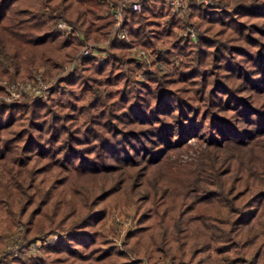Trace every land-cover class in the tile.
Listing matches in <instances>:
<instances>
[{
	"label": "trees",
	"instance_id": "trees-1",
	"mask_svg": "<svg viewBox=\"0 0 264 264\" xmlns=\"http://www.w3.org/2000/svg\"><path fill=\"white\" fill-rule=\"evenodd\" d=\"M213 1L184 11L197 17L185 37L163 0H142L125 10V41L110 37L119 0H0V79L74 63L48 99L0 102V230L22 226L26 246L70 220L42 257L0 251V264H135L100 249L96 230L101 205L131 180L144 189L127 235L139 252L170 264H264V0ZM99 40L105 56L78 55ZM134 46L155 56L128 55ZM205 136L198 169L167 170L169 151Z\"/></svg>",
	"mask_w": 264,
	"mask_h": 264
},
{
	"label": "rangeland",
	"instance_id": "rangeland-1",
	"mask_svg": "<svg viewBox=\"0 0 264 264\" xmlns=\"http://www.w3.org/2000/svg\"><path fill=\"white\" fill-rule=\"evenodd\" d=\"M230 3L228 6H232L236 3V0H229ZM214 5V1L212 0V4ZM111 12V10H109ZM170 13V11H169ZM171 14V13H170ZM111 15V13H110ZM176 17H180L177 15H173ZM113 18V17H112ZM183 18V25L179 28H174L173 32L178 36L182 35V33L187 28H192L194 31L195 22H197V17L190 16L185 14V16L180 17ZM113 27L110 31V37L112 34ZM65 33H67L65 31ZM80 35V32L78 31ZM88 42V41H87ZM86 43V42H85ZM93 46H97L98 49H95L93 52L97 55V58H102L104 53H101L99 49L105 45L103 41H97L95 43L88 42ZM85 46V44H84ZM82 46V48L84 47ZM96 47V48H97ZM81 48V49H82ZM78 51V53L81 51ZM128 55H134L138 58H143L144 61H148L151 56H155L153 52L148 48L144 49L141 47L134 46L131 49H128ZM143 50L144 55L139 54L138 51ZM71 64H64L59 70H53L50 63H43L38 65L35 68H32L29 75H24L16 80H7L0 79V87L2 88V92L0 93V102L5 101L8 103H18L25 104L31 103L35 100L43 99L47 95V91L41 96L34 98L32 92V88H25L24 84L36 83L34 81V76L38 75L42 78L43 82L46 84H50V87L56 84V80L65 74H62L65 67L70 66ZM150 66L147 64H142L139 69H135L133 76L135 80L138 82H143V75L140 74V69L148 70ZM69 72L68 70L66 71ZM140 82V83H141ZM49 87V88H50ZM243 96L248 98V93L244 91ZM15 95V97L13 96ZM264 97L261 98L263 100ZM48 98H45L46 100ZM124 109L123 104H120L116 111H121ZM204 139V138H203ZM208 137L205 136V139H196L189 138L187 143L182 148L174 149L169 151L167 159L171 165V167L167 168V170L171 171L174 175H177L179 171H184L185 174L190 172L191 170H196L200 166V162L202 161V156L204 154V149L207 148ZM235 150L230 149L225 151L227 156L236 157ZM242 154V153H241ZM239 154L238 158L241 160H246V155ZM261 176L264 178V171L261 173ZM101 176L96 178L100 179ZM52 179L48 180L46 184L52 183ZM137 181H127L125 184L121 185L120 191L116 193L115 197H110L108 200L104 201L105 216L103 220L97 225L96 230L102 236V243L99 244L100 249H106L108 247L114 248V250L120 251L126 255V258L129 262H133L135 264H170L168 258H164L162 255H155L154 258H149L147 253H141L137 249L134 244L136 237L129 238L127 235L129 232L134 230L137 226L135 215L137 211V201L144 193V189L142 186H138L136 184ZM136 184V185H135ZM41 185V183H40ZM69 198V197H68ZM70 221V220H69ZM68 221V222H69ZM58 225L54 230L47 232L44 234L43 232L38 233V236L35 237L31 242H29L26 246L20 245V240L22 238V226H14L10 228H4L0 230V234L2 235L3 243L0 247V251L5 253L8 258L13 257H21L23 259H27L28 257H42V247L54 243L59 239H62L66 233L67 223ZM139 238L137 239V241ZM141 240V238H140ZM136 241V242H137ZM213 259H217V255L214 254ZM259 261H264V249L259 257ZM218 264H223L220 260L217 259ZM204 264H211L206 262Z\"/></svg>",
	"mask_w": 264,
	"mask_h": 264
},
{
	"label": "built area",
	"instance_id": "built-area-1",
	"mask_svg": "<svg viewBox=\"0 0 264 264\" xmlns=\"http://www.w3.org/2000/svg\"><path fill=\"white\" fill-rule=\"evenodd\" d=\"M164 3L168 6V9L171 14L182 16L184 11L188 9L190 4H202V5H211L212 0H163ZM142 0H119V2L111 7V16L113 17V30H112V36H117L121 39H124L127 41V31L123 27V18L125 10H131V11H138L141 8ZM57 26L62 30L69 32L71 30L70 26H68L64 21H59L57 23ZM183 36L185 37H193L194 32L192 28H187L183 33ZM93 45L90 43H86L85 46L81 49V51L78 53L79 56H85L93 52ZM139 54L144 55V51L140 50L138 51ZM74 63H71L70 66L65 67L62 74L67 73L66 71L70 70L72 68ZM34 81L36 83L24 84L25 88H32V92H34L33 96L34 98L39 97V95H43L45 91L50 87V84H46L43 82L42 78L40 76L36 75L33 77ZM15 97V95H13Z\"/></svg>",
	"mask_w": 264,
	"mask_h": 264
}]
</instances>
